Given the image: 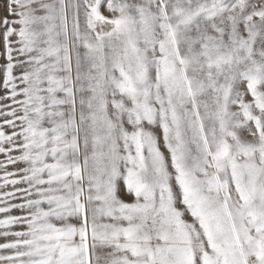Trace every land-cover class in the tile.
<instances>
[{
    "label": "snow or ice",
    "instance_id": "snow-or-ice-1",
    "mask_svg": "<svg viewBox=\"0 0 264 264\" xmlns=\"http://www.w3.org/2000/svg\"><path fill=\"white\" fill-rule=\"evenodd\" d=\"M0 156V264H264V0H7Z\"/></svg>",
    "mask_w": 264,
    "mask_h": 264
},
{
    "label": "rangeland",
    "instance_id": "rangeland-1",
    "mask_svg": "<svg viewBox=\"0 0 264 264\" xmlns=\"http://www.w3.org/2000/svg\"><path fill=\"white\" fill-rule=\"evenodd\" d=\"M5 15H7V0H0V18H2ZM81 51H83V49H81ZM0 159H3V157L0 156ZM9 170H14V169L12 168V166H10ZM2 175H3V173L0 172V176H2ZM2 182L3 181L0 180V183H2ZM125 199L130 200L131 197H125ZM13 214H18V213L14 212ZM0 218H2V217H0ZM9 239H11V238H9ZM0 242H4L3 239H0Z\"/></svg>",
    "mask_w": 264,
    "mask_h": 264
}]
</instances>
